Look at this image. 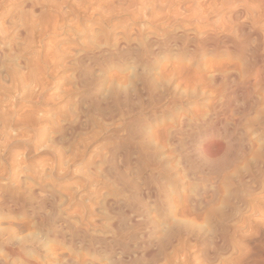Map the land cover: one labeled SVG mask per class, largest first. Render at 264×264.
Returning a JSON list of instances; mask_svg holds the SVG:
<instances>
[{
  "label": "rangeland",
  "instance_id": "obj_1",
  "mask_svg": "<svg viewBox=\"0 0 264 264\" xmlns=\"http://www.w3.org/2000/svg\"><path fill=\"white\" fill-rule=\"evenodd\" d=\"M245 1L0 0V232L54 214L128 238L114 260L66 247L82 263H207L210 211L264 145V7Z\"/></svg>",
  "mask_w": 264,
  "mask_h": 264
},
{
  "label": "bare ground",
  "instance_id": "obj_2",
  "mask_svg": "<svg viewBox=\"0 0 264 264\" xmlns=\"http://www.w3.org/2000/svg\"><path fill=\"white\" fill-rule=\"evenodd\" d=\"M244 1V3L246 2L245 0H242ZM252 1V0H251ZM256 2L259 3L260 6L264 7V0H256ZM251 3V2H250ZM246 4V3H245ZM244 4V6H246ZM254 4V2H253ZM250 6H248L249 8H251V4H248ZM253 6V5H252ZM242 7H243V4H242ZM240 8V7H237V9ZM245 8V7H244ZM242 9V8H240ZM238 9V10H240ZM254 11L257 9V8H253ZM252 9V10H253ZM260 9V7H259ZM243 10V9H242ZM250 10V9H249ZM244 11V10H243ZM257 11V10H256ZM259 11V10H258ZM261 11V9H260ZM253 12V11H252ZM235 13L237 14V11H235ZM234 13V15H235ZM243 13V12H242ZM255 14V12H253ZM249 14V13H248ZM251 14V13H250ZM253 14V15H254ZM239 16V15H236V17ZM252 16V15H251ZM259 16V14H258ZM250 17V15L248 16V18ZM257 16L255 15L254 19H257L256 18ZM264 16H262L261 18H263ZM235 18V17H234ZM239 18V17H238ZM238 18H235L238 20ZM251 19L250 20H253L252 18L253 17H250ZM259 20H261L260 18H258ZM249 20V19H248ZM248 21L249 23L251 21ZM255 21V20H254ZM252 21L251 23H253L255 25V23L257 22H254ZM231 22L233 23V20H231ZM237 22V21H236ZM241 22V21H240ZM245 21V23L241 22V24H246L248 23ZM240 24V25H241ZM253 24L251 26H253ZM259 24V23H258ZM239 25V27H240ZM247 25V24H246ZM245 26V25H244ZM250 26V25H249ZM260 26V25H258ZM257 25L255 26V29L258 27ZM242 27V25H241ZM246 27V26H245ZM248 27V26H247ZM250 28V27H249ZM254 27H252L253 29ZM259 28V27H258ZM257 28V29H258ZM237 29V28H236ZM240 31L245 28H239ZM238 29V30H239ZM251 29V28H250ZM249 29V30H250ZM255 29H253V33H255ZM261 30V29H260ZM239 31V32H240ZM246 31V30H245ZM244 31V34L248 33V32H245ZM257 31V30H256ZM250 32V31H249ZM242 33V32H241ZM256 33H259V32H256ZM255 33V34H256ZM239 34V33H238ZM249 34V33H248ZM252 34V33H251ZM255 34H252V35H255ZM261 34V32H260ZM206 36V35H205ZM249 36V35H248ZM257 35H255L256 37ZM264 36V34L262 35L261 34V37ZM204 37V36H203ZM212 37V36H210ZM260 38V36H259ZM263 38V37H262ZM227 39V38H226ZM261 40V39H260ZM227 42V41H226ZM242 45H240L241 47ZM245 46V45H244ZM236 48V47H235ZM246 48V47H245ZM247 49V48H246ZM249 46H248V50H249ZM242 50H243V47H242ZM247 51V50H245ZM244 51V52H245ZM264 80V78H263ZM227 81V80H226ZM247 85V84H246ZM246 85H245V88H246ZM250 87L248 86V89ZM243 89V88H242ZM241 89V90H242ZM247 89V90H248ZM250 90V89H249ZM243 91V90H242ZM246 91V90H245ZM248 92V91H247ZM250 92V91H249ZM248 92V94H249ZM251 96V93L249 94ZM243 97H246V96H243ZM246 99V98H245ZM244 100V99H243ZM260 122V121H259ZM264 122V120L262 121ZM240 124V123H239ZM261 124V123H260ZM264 124V123H263ZM262 124V126H263ZM258 125V123H257ZM259 126V125H258ZM241 127V125H240ZM261 127V126H260ZM257 128V127H256ZM244 129V128H243ZM264 129V128H263ZM240 131V130H239ZM244 131V130H243ZM242 132V131H241ZM260 132V131H259ZM263 132V131H262ZM245 133V132H244ZM249 133V132H248ZM255 133V132H254ZM241 134V133H240ZM257 134V132L255 133ZM255 134L253 136H255ZM242 135V134H241ZM247 135V134H246ZM245 135V136H246ZM250 136V135H249ZM252 136V134H251ZM260 136V135H259ZM242 137V136H241ZM258 137V135L256 136ZM246 138V137H245ZM250 138V137H248ZM244 139V138H243ZM251 139V138H250ZM250 139H247V140H250ZM263 139V138H262ZM239 140H242V139H239ZM246 140V139H244ZM243 140V141H244ZM242 142V141H241ZM247 142V141H246ZM263 142V141H262ZM261 143V141H260ZM241 144V143H240ZM245 144V143H244ZM249 144V143H248ZM254 144V143H253ZM262 144L264 143H261L260 145L262 146ZM247 145V144H246ZM250 145V144H249ZM252 145V144H251ZM255 145V144H254ZM259 145V144H257ZM256 145V146H257ZM241 146V145H240ZM255 146V147H256ZM250 147V146H249ZM258 147V146H257ZM256 147V148H257ZM219 148V147H218ZM247 148V147H246ZM251 148V147H250ZM255 148V149H256ZM239 149H241L239 147ZM245 149V148H244ZM213 150V149H212ZM212 150H209L208 152V156L209 157H213V154L211 151ZM216 150V149H214ZM243 149L240 150V152L242 151ZM246 150V149H245ZM254 150V149H253ZM250 151L251 152H255V154L251 153L252 154V158H251V161L250 163L247 164L248 165H244L242 164L243 166L240 167L241 170H240V173H238L239 175L236 177L237 180H233V181H236L235 184H234V187H232L231 184H229V186L231 185V187L233 188V190H231L229 192L228 195L225 194L224 196V192H222L224 198L226 196H228L221 206H219V208L217 207V198H213L214 195H217L216 193L212 196V202H216L213 207H217L218 209H207L208 208V205L205 206L207 207L206 209L207 210H211L210 211V231H209V244L206 245V248L208 246V253H206V258L207 259V263L206 264H264V145L261 147V150L260 148H258V152L257 150L256 151ZM260 150V151H259ZM244 151V150H243ZM248 149L244 152H241L243 154L246 153H249ZM218 152V150H217ZM219 152H222V151H219ZM207 153V151H206ZM223 153V152H222ZM227 153V152H226ZM225 153V154H226ZM230 154V153H229ZM227 154V156L229 155ZM249 154V158L251 157ZM217 155V154H216ZM224 155V154H223ZM219 156V155H217ZM226 156V155H225ZM224 156V157H225ZM246 156V154L244 155ZM205 157V156H204ZM207 157V156H206ZM208 157V158H209ZM220 157V156H219ZM223 157V158H224ZM230 157V156H229ZM242 156L240 157H237V161H240L239 159L241 158ZM216 161L219 159V161H222V159L215 157ZM227 158V157H225ZM239 158V159H238ZM249 158H246L249 159ZM206 159V158H205ZM212 161L214 158H211ZM211 159H209L211 161ZM234 159V157L232 158V160ZM207 160V159H206ZM208 160V161H209ZM225 161L227 159H224ZM229 160V159H228ZM232 160H231V163H232ZM235 160V159H234ZM243 160V158L241 159ZM215 161V162H216ZM217 161L215 165H218V162ZM224 161V162H225ZM245 161V160H244ZM230 162V161H229ZM241 162V161H240ZM239 162V163H240ZM213 163V162H212ZM227 163V162H226ZM224 163V164H226ZM238 163V162H237ZM243 163V162H241ZM210 164V163H209ZM222 164V163H221ZM211 165V164H210ZM214 166V163L212 164ZM211 165V166H212ZM223 165V164H222ZM212 166V167H213ZM224 166V165H223ZM226 166V165H225ZM228 166V165H227ZM226 166V167H227ZM230 166V164H229ZM241 166V164H240ZM193 167V166H192ZM199 167V165H198ZM209 166V171L213 172V170H217L214 167L212 168ZM219 167V166H218ZM225 167V168H226ZM196 168V167H195ZM234 168V167H233ZM239 168V167H238ZM239 168V169H240ZM1 169V168H0ZM224 169V168H223ZM238 169V170H239ZM195 170V169H193ZM225 170V169H224ZM233 169H231L232 171ZM221 172V169L219 170ZM223 171V170H222ZM217 172V171H215ZM230 172V171H229ZM233 172V171H232ZM238 172V171H237ZM223 173V172H222ZM231 173V172H230ZM234 173V172H233ZM1 174V173H0ZM212 174V173H211ZM225 175V173H223ZM227 174V172H226ZM236 175V173H235ZM214 176H216L214 174ZM214 176H210L211 178L214 177ZM223 176V175H222ZM232 176V175H231ZM230 175H228V177H230V179L233 177H231ZM201 178H204V177H201ZM219 179L221 177H218ZM223 178V177H222ZM221 178V179H222ZM207 179V178H206ZM206 179H202L203 181L206 180ZM217 179V177H216ZM225 179V178H224ZM229 179V180H230ZM196 180H201L199 179V177L196 176ZM201 180V181H202ZM209 180V179H208ZM214 181L211 180V183L215 182V178H213ZM228 180V182H229ZM198 181V182H199ZM200 181V182H201ZM221 180H219L220 182ZM226 181V179H225ZM206 182V181H205ZM208 182V181H207ZM222 182V181H221ZM211 183H207V184H211ZM217 183V182H216ZM216 183H213V184H216ZM227 183V182H226ZM220 184V183H219ZM225 184V183H224ZM198 185V184H196ZM215 186V185H214ZM213 186V188L215 189V187ZM220 186V185H217V187ZM205 187H207L205 185ZM222 187V186H220ZM228 187V186H227ZM38 188V187H37ZM204 188V187H203ZM229 188V187H228ZM199 189V188H198ZM196 189V190H198ZM211 189V188H210ZM212 189V190H214ZM217 189V188H216ZM219 189V187H218ZM222 189V188H221ZM227 189V188H226ZM25 190V189H24ZM195 190V191H196ZM200 190V189H199ZM205 191V189H203ZM211 190V191H212ZM230 190V189H229ZM35 191V190H34ZM129 191V190H128ZM216 191V190H214ZM220 191V190H219ZM218 191V192H219ZM11 192V191H10ZM131 192V191H130ZM210 192V191H209ZM8 193V192H7ZM12 193V192H11ZM197 193V191H196ZM214 192H211V194H213ZM220 193V192H219ZM218 193V195H219ZM202 194V193H201ZM221 194V193H220ZM221 194V195H222ZM31 195V194H30ZM196 195V194H195ZM198 195V194H197ZM196 195V196H197ZM38 196V194H37ZM210 196V195H208ZM10 197V196H9ZM31 197V196H30ZM33 197V196H32ZM46 197V196H45ZM195 197V196H194ZM199 197V196H198ZM201 197V196H200ZM211 197V196H210ZM216 197V196H215ZM221 197V196H220ZM15 198V197H14ZM18 198V197H17ZM24 198V197H23ZM26 198V197H25ZM40 198V196H39ZM42 198V197H41ZM47 198V197H46ZM197 198V197H196ZM28 199V198H27ZM26 199V200H27ZM35 199V198H34ZM50 199V198H49ZM138 199V198H136ZM216 199V201H215ZM221 198L218 197V200ZM25 200V201H26ZM29 200V199H28ZM27 200V201H28ZM38 200V199H37ZM40 200V199H39ZM44 200V198H43ZM131 200V199H129ZM190 200V199H189ZM197 200V199H196ZM199 200V199H198ZM204 200V199H203ZM201 200V201H203ZM31 201V200H30ZM36 201V200H35ZM119 201V200H118ZM211 200H209L208 202H210ZM29 202V201H28ZM40 202V201H39ZM44 202V201H43ZM108 202V201H107ZM196 202V201H195ZM207 202V200H206ZM38 203V201H37ZM42 201L40 202V205H41ZM51 203V202H49ZM118 203V202H117ZM219 205L221 204L220 202H218ZM55 204V203H54ZM110 204V203H109ZM194 204V202H193ZM200 204V202H199ZM36 205V204H35ZM34 204H26L25 202L23 203H20L19 206H21L22 208H24L25 210L26 209H29L31 211H33V213L35 214V211L40 207V206H35ZM56 205V204H55ZM120 205V204H119ZM117 205V206H119ZM198 205V204H197ZM196 205V206H197ZM203 207L205 205V203L203 202ZM209 205H212L209 204ZM6 202H4L3 200L0 201V212L2 210L5 209L6 207ZM102 206V205H101ZM108 206V205H107ZM193 206V205H192ZM201 206V205H200ZM42 207V206H41ZM57 207V205H56ZM103 207V206H102ZM111 207V206H110ZM210 207V206H209ZM19 208V207H18ZM58 208V207H57ZM197 208V207H196ZM201 208V207H200ZM212 208V207H211ZM12 209V208H11ZM78 209V208H76ZM110 209V208H109ZM114 209V208H113ZM198 209V208H197ZM51 210V209H50ZM59 210V209H58ZM199 210V209H198ZM200 210H204L203 208L200 209ZM55 211V209H54ZM116 211V210H115ZM52 212V211H51ZM80 212V211H79ZM23 213V212H22ZM62 213V212H61ZM76 213V211H75ZM123 213V212H122ZM196 213V212H195ZM58 214V213H56ZM60 214V213H59ZM118 214V213H117ZM209 214V213H208ZM49 214H47L48 216ZM54 215V214H53ZM50 217L49 220L46 221L45 219V229L42 230V228L40 229V231L37 233V234H28V235H21L19 234L17 231H11V232H7V233H2L0 232V264H95L94 262H91L92 259H91V255H90V259L89 260L90 262L89 263H86L85 261L82 263L80 258H76L75 256H71L70 254L67 255L68 252L70 251H67L66 253V250L67 249L66 247H69L70 249H73L74 246H77L79 245L81 248H86V249H91L93 251V254H100V253H105V255H107V257L109 258H112V256L115 255V251L117 250L116 248H118V245L119 244H123L124 246H127L125 245V241H126V235L125 233L122 234L120 233L118 230L117 234L116 232L114 231L113 233L115 234L113 236V234L109 235V234H104L103 233H107V232H101L103 236H99L96 232H94V234L96 233L97 235H94L92 234L93 232H91V234L86 230L88 227V225L86 226V228L84 227V231H81L83 230L81 227V230L79 231V229L77 230V228L81 225L78 226V224L76 223V225L78 226L76 229L75 228H71L69 226V223L68 221H70L68 218L66 220V218H61V216L59 217V215L57 216H53ZM65 215V213H64ZM71 215V214H70ZM99 215V214H98ZM122 215V214H121ZM3 216V215H2ZM31 216V215H30ZM41 216V215H40ZM44 216V215H43ZM43 216H42V219H43ZM50 216V215H49ZM69 215H67L68 217ZM208 216V217H209ZM109 217V216H108ZM41 218V217H39ZM47 218V217H46ZM83 218V217H82ZM36 219V218H35ZM74 219V218H72ZM120 221L123 222V218L120 217ZM129 219V218H128ZM205 219H207V217H204V221ZM80 220V219H79ZM82 220V219H81ZM80 220V222H81ZM114 220V219H113ZM127 220V219H126ZM124 220V221H126ZM208 220V219H207ZM7 221V220H6ZM76 221V220H74ZM73 221V222H74ZM84 222L87 220H83ZM95 221V220H94ZM129 221V220H128ZM195 221V219H194ZM192 221V222H194ZM3 222V221H1ZM0 222V224H1ZM9 222V221H8ZM86 222H85V225H86ZM93 222V220H92ZM97 222V221H96ZM113 221H111L112 223ZM127 222V221H126ZM191 222V221H190ZM72 224V222H70ZM109 223V225L111 224ZM196 223V222H195ZM19 224V222H18ZM37 224V223H36ZM70 224V225H71ZM115 224H118L117 221ZM124 224H127V223H124ZM123 223L120 222V224L118 225V227H120L122 225V228L124 227ZM130 224V223H129ZM198 224V223H197ZM92 225H95V222L94 224L92 223ZM91 225V226H92ZM97 225V223H96ZM108 225V224H107ZM23 226V224H22ZM25 226V225H24ZM41 226V225H40ZM72 226V225H71ZM75 226V225H74ZM84 226V225H83ZM102 226V225H101ZM111 226V225H110ZM116 226V225H115ZM128 228H129V225H127ZM197 227V225H194V227ZM206 226V225H204ZM209 226V225H208ZM2 228H5V227H10V226H1ZM39 227V225H38ZM76 227V226H75ZM105 227V226H104ZM114 227V226H113ZM200 228V226H198ZM21 228V227H20ZM19 228V229H20ZM30 228H32L30 226ZM90 228V227H89ZM96 228V227H95ZM110 228V227H109ZM115 228V227H114ZM112 228V230L114 229ZM121 228V227H120ZM119 229V230H122ZM126 228H124L126 230ZM198 228V230H199ZM204 228V227H203ZM203 228H201L203 230ZM35 229V228H34ZM38 229V228H36ZM104 229V228H103ZM197 229V228H196ZM207 229L204 228V230ZM209 229V227H208ZM3 230V229H2ZM24 230V229H23ZM42 230V231H41ZM98 230V229H97ZM100 230V229H99ZM104 230H108V229H104ZM126 230V231H127ZM195 230V229H193ZM192 230V231H193ZM198 230H196L195 232H197ZM1 231V230H0ZM19 231V230H18ZM21 231V229H20ZM26 231V229H25ZM95 231V229H94ZM103 231V230H102ZM123 231V230H122ZM188 231V230H187ZM206 231V230H205ZM4 232V231H3ZM22 232V231H21ZM124 232V231H123ZM128 232V231H127ZM130 232V231H129ZM202 232V231H201ZM200 232V233H201ZM204 232V231H203ZM202 232V233H203ZM208 232V231H207ZM206 232V233H207ZM33 233H36V232H33ZM193 233V232H192ZM191 233V234H192ZM199 233V232H198ZM196 233V234H198ZM100 234V233H99ZM130 234V233H129ZM195 234V233H193ZM192 234V235H193ZM208 234V233H207ZM206 234V235H207ZM128 235V234H127ZM205 235V233H204ZM203 235V236H204ZM195 236H199L198 235H194V238ZM203 236L201 237L200 236V239L203 238ZM132 237L131 235L129 236V238ZM206 237V236H204ZM193 238V237H192ZM128 239V238H127ZM193 240H196L193 239ZM198 240V239H197ZM49 241H61L62 244H63V248L61 247L60 243L58 244L59 245V248L58 247H55V246H52L50 245ZM52 242V243H53ZM130 242V240L128 241ZM203 242V241H202ZM51 243V244H52ZM58 243V242H57ZM56 243V244H57ZM201 243V242H200ZM199 242H197L198 245H200ZM207 244V242H203L202 245ZM194 245V243H193ZM201 245V246H202ZM78 246V247H79ZM121 246V245H120ZM195 246L197 245H194V248H196ZM128 247V246H127ZM130 247V246H129ZM68 248V249H69ZM200 248V247H199ZM202 248V247H201ZM200 248V249H201ZM205 248V247H204ZM69 249V250H70ZM75 249V248H74ZM79 249V248H78ZM138 249V248H137ZM137 249H135L137 251ZM200 249L198 251H200ZM206 249V250H207ZM77 250V249H75ZM81 250V249H80ZM79 250V251H80ZM121 253H119V255L121 254V260H123V258L126 256L127 254V248H123L120 249ZM129 250V249H128ZM139 250V249H138ZM192 250H195L192 248ZM204 251V249H202ZM201 250V251H202ZM83 251V250H82ZM64 252L66 253L67 256L64 255ZM76 252V251H75ZM74 252V254H75ZM86 253V252H85ZM83 252V255L85 254ZM90 253V252H89ZM197 253V252H196ZM205 253V252H204ZM133 254V253H132ZM153 254V253H152ZM199 254V253H198ZM79 255V253H78ZM118 255V254H117ZM154 255V254H153ZM194 255V254H193ZM197 255V254H196ZM137 256V255H136ZM202 256V255H201ZM200 256V257H201ZM80 257V256H79ZM85 257V255H84ZM99 257V256H98ZM120 257V256H119ZM198 258H200L199 256H197ZM197 257L196 259L194 258V263H195V260L197 261ZM51 260H50V259ZM83 258V257H82ZM93 258V256H92ZM115 258V257H114ZM117 260H119L120 258H115ZM126 259V258H125ZM140 259V258H138ZM204 259V260H206ZM104 260V259H103ZM114 260V259H113ZM129 260H130V257H129ZM128 260V261H129ZM137 260V259H136ZM135 260V261H136ZM200 260V259H198ZM203 260V259H202ZM109 261V260H108ZM111 261V260H110ZM109 261V262H110ZM134 261V262H135ZM138 261V260H137ZM119 262V261H118ZM122 261H120L121 263ZM124 260L122 262V264H124ZM127 262V261H126ZM204 262V261H202ZM101 263V262H99ZM102 263H105L104 261ZM137 263V262H136ZM141 263V262H139ZM203 263V264H205ZM109 264H115L113 262L109 263ZM119 264V263H118ZM129 264V262L127 263ZM131 264V263H130ZM138 264V263H137ZM199 264V263H198ZM201 264V263H200Z\"/></svg>",
  "mask_w": 264,
  "mask_h": 264
}]
</instances>
